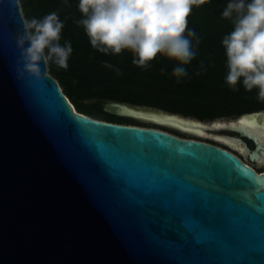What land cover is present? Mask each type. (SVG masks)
Listing matches in <instances>:
<instances>
[{"label": "water", "instance_id": "water-1", "mask_svg": "<svg viewBox=\"0 0 264 264\" xmlns=\"http://www.w3.org/2000/svg\"><path fill=\"white\" fill-rule=\"evenodd\" d=\"M24 19L19 0H0V264H264V169L248 163L263 166L264 110L208 122L105 105L246 161L94 118L47 65L41 79L15 72Z\"/></svg>", "mask_w": 264, "mask_h": 264}, {"label": "trees", "instance_id": "trees-1", "mask_svg": "<svg viewBox=\"0 0 264 264\" xmlns=\"http://www.w3.org/2000/svg\"><path fill=\"white\" fill-rule=\"evenodd\" d=\"M19 1L24 18L42 19L56 12L64 22L60 43L71 41L73 48L68 68L49 64V71L79 112L106 121L148 126L138 119L107 112L106 103L154 107L202 121L264 110V102L257 99V89L245 91L241 82L237 85L239 90L233 91L225 83L226 56L221 41L233 29V23L221 14L229 0H210L193 6L188 28L195 31L200 43L196 46L192 38L197 55L184 65L188 74L179 82L171 74L178 63L175 60L158 55L145 70L132 63L133 56L126 50L113 55L92 48L83 27L75 23L82 19L78 0ZM104 61L114 67H105ZM161 68L166 69L164 74Z\"/></svg>", "mask_w": 264, "mask_h": 264}, {"label": "clouds", "instance_id": "clouds-1", "mask_svg": "<svg viewBox=\"0 0 264 264\" xmlns=\"http://www.w3.org/2000/svg\"><path fill=\"white\" fill-rule=\"evenodd\" d=\"M210 0H78L82 26L92 48L104 54L120 55L125 50L133 56L132 63L147 70L158 56L177 61L172 75L187 76L184 65L197 52L200 38L188 28L193 6ZM222 18L230 19L233 29L223 37L227 74L225 83L238 91L242 82L245 91L258 90L257 99L264 102V0H229ZM64 22L56 12L42 19L25 18L22 31L15 36L20 55L15 72L19 76L41 79V64H55L67 70L73 51L71 41L61 45ZM104 66H114L104 61ZM117 74L119 68H115ZM161 74L166 72L160 69ZM199 74V73H197Z\"/></svg>", "mask_w": 264, "mask_h": 264}, {"label": "flooded vegetation", "instance_id": "flooded-vegetation-1", "mask_svg": "<svg viewBox=\"0 0 264 264\" xmlns=\"http://www.w3.org/2000/svg\"><path fill=\"white\" fill-rule=\"evenodd\" d=\"M139 120V119H138ZM140 122H144V120H139ZM148 125V124H146ZM148 126H154V125H148ZM156 127V126H154ZM158 128H162V129H165L169 132H172L174 134H177L179 136H188V137H195V138H200V139H203V140H206V141H209V142H212L214 144H218V145H221L222 147L224 148H227L231 151H233L234 153L238 154L243 160L246 161L245 158L242 157V155L237 151L236 148H234L233 146L229 145V144H226V143H223V142H220V141H217V140H214L210 137H200V136H197V135H185V134H182L180 131L176 130V129H169V128H166V127H158ZM248 143L250 144V146H252V142L250 140H248ZM250 165H252L257 171H260V169H258L257 165L255 163H251V162H248Z\"/></svg>", "mask_w": 264, "mask_h": 264}, {"label": "rangeland", "instance_id": "rangeland-1", "mask_svg": "<svg viewBox=\"0 0 264 264\" xmlns=\"http://www.w3.org/2000/svg\"><path fill=\"white\" fill-rule=\"evenodd\" d=\"M22 10V8H21ZM23 13V12H22ZM47 72L50 73L49 71V65H47ZM162 110V109H161ZM164 111V110H163ZM129 118V117H128ZM131 118V117H130ZM236 117H227L226 119H234ZM220 119H224V118H220ZM146 124L148 125H154L156 127H166V128H169V129H175L173 127H169V126H165V125H161V124H158V123H155V122H150V121H144ZM209 122V121H208ZM179 131V130H178ZM182 134H185V135H195V134H189V133H186V132H183V131H180ZM202 137V136H201ZM208 137V136H207ZM221 142V141H220ZM242 155V154H241ZM243 158H245L244 156H242ZM258 169L260 170H263L264 169V162H263V166H257Z\"/></svg>", "mask_w": 264, "mask_h": 264}, {"label": "snow or ice", "instance_id": "snow-or-ice-1", "mask_svg": "<svg viewBox=\"0 0 264 264\" xmlns=\"http://www.w3.org/2000/svg\"><path fill=\"white\" fill-rule=\"evenodd\" d=\"M239 123L240 124H245V123H248V121L242 119V120L239 121ZM253 126H255V125H253Z\"/></svg>", "mask_w": 264, "mask_h": 264}]
</instances>
